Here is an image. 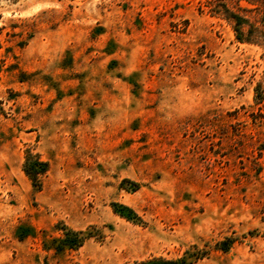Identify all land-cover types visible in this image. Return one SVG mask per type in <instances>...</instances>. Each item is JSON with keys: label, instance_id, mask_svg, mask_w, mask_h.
I'll list each match as a JSON object with an SVG mask.
<instances>
[{"label": "rangeland", "instance_id": "rangeland-1", "mask_svg": "<svg viewBox=\"0 0 264 264\" xmlns=\"http://www.w3.org/2000/svg\"><path fill=\"white\" fill-rule=\"evenodd\" d=\"M154 257L264 264V0H0V264Z\"/></svg>", "mask_w": 264, "mask_h": 264}, {"label": "trees", "instance_id": "trees-1", "mask_svg": "<svg viewBox=\"0 0 264 264\" xmlns=\"http://www.w3.org/2000/svg\"><path fill=\"white\" fill-rule=\"evenodd\" d=\"M237 29L236 36L239 40H247L246 37H243L241 31H239L238 26L241 24V17L234 16ZM47 162L40 159L37 154H32L30 151H26L25 161L23 164V171L28 176V178L32 181L34 186H39V177L47 170ZM121 208V209H120ZM125 206L118 207V205L113 204V209L115 212H119V214L124 215L123 209ZM126 216V215H125ZM128 217V215H127ZM62 235L61 237L56 238L54 241L56 242L55 249L62 250L65 247L69 249H74L79 247L84 241V237L81 235V231H75L72 229H67L66 227H61ZM230 240L227 239L223 242V249L228 248V242ZM132 264H186V258L181 257L179 259H165L163 257H154L148 260L134 262Z\"/></svg>", "mask_w": 264, "mask_h": 264}]
</instances>
